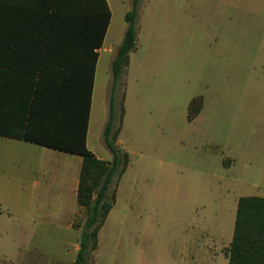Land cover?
<instances>
[{
	"label": "rangeland",
	"instance_id": "1",
	"mask_svg": "<svg viewBox=\"0 0 264 264\" xmlns=\"http://www.w3.org/2000/svg\"><path fill=\"white\" fill-rule=\"evenodd\" d=\"M108 1L116 43L133 0ZM136 31L117 92L129 164L90 262L228 264L238 198L264 196V0H139ZM89 146L111 159L94 133ZM0 200V264L79 248L74 195L4 183Z\"/></svg>",
	"mask_w": 264,
	"mask_h": 264
},
{
	"label": "crops",
	"instance_id": "2",
	"mask_svg": "<svg viewBox=\"0 0 264 264\" xmlns=\"http://www.w3.org/2000/svg\"><path fill=\"white\" fill-rule=\"evenodd\" d=\"M106 2L111 15L101 40V0H0V188L8 183L33 194L70 193L77 201L82 156L47 144L68 145L78 138L88 83L85 144L96 157L110 160L89 146L93 133L102 140L111 61L127 28L117 33L116 43L108 42L112 10ZM25 129L30 140L18 138ZM34 136L46 144L31 140ZM2 205L0 200V215L10 214ZM75 209L69 227L80 230L85 210L79 204ZM78 249L66 248L48 264H72Z\"/></svg>",
	"mask_w": 264,
	"mask_h": 264
},
{
	"label": "trees",
	"instance_id": "3",
	"mask_svg": "<svg viewBox=\"0 0 264 264\" xmlns=\"http://www.w3.org/2000/svg\"><path fill=\"white\" fill-rule=\"evenodd\" d=\"M139 0H133L132 8L125 14L127 28L123 39L111 61L112 80L110 86L108 118L103 128L102 140L112 157L104 160L96 157L85 144L91 84L85 90L80 102L78 138L72 144H47V146L77 153L82 156L77 188V203L85 210V219L80 236L79 249L72 264H92V252L97 249L98 231L103 225L116 198L117 184L129 164V153L117 144L124 118V97H118L122 76L129 63L130 52L136 48V18ZM106 0H101V40L110 20ZM118 97V100H117ZM200 97L191 99L188 110L191 120L200 110ZM27 129L18 133V138L30 140ZM33 138V137H32ZM35 142L43 143L45 138L34 136ZM42 140V141H39ZM47 141V140H46ZM51 142V140H48ZM56 141V140H54ZM228 264H264V196L244 195L237 200L233 234L227 249Z\"/></svg>",
	"mask_w": 264,
	"mask_h": 264
}]
</instances>
